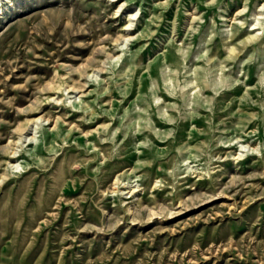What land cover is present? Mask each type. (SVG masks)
Listing matches in <instances>:
<instances>
[{"label": "rangeland", "instance_id": "obj_1", "mask_svg": "<svg viewBox=\"0 0 264 264\" xmlns=\"http://www.w3.org/2000/svg\"><path fill=\"white\" fill-rule=\"evenodd\" d=\"M0 264H264V0H0Z\"/></svg>", "mask_w": 264, "mask_h": 264}]
</instances>
